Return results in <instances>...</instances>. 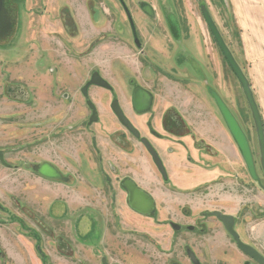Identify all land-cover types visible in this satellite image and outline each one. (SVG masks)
<instances>
[{
    "label": "rangeland",
    "instance_id": "rangeland-1",
    "mask_svg": "<svg viewBox=\"0 0 264 264\" xmlns=\"http://www.w3.org/2000/svg\"><path fill=\"white\" fill-rule=\"evenodd\" d=\"M9 4L10 16L0 12L6 22L0 23V149L24 171L0 164V264H102V256L119 264L177 260L190 264L185 245L204 264H258L238 249L217 218L208 216L215 211L234 216L236 231L246 240L244 226L264 219V173L248 103L201 6L208 8L264 111V44L253 42L264 39V0H9ZM144 5L153 9V15L143 10ZM239 13L250 25L244 34L236 23ZM92 74L100 75L109 90L92 86ZM153 83L160 91L155 111L145 119L155 127V117L163 116L178 87L191 90L214 114L217 110L226 127L206 85L216 90L249 139L260 181L250 176L237 148L213 165L217 179L182 189L181 194L168 187L111 109L112 100H118L132 116V87ZM85 85L99 115L90 128L85 125L90 111L80 93ZM206 113L201 121L215 119ZM136 157L141 158L140 167L152 168L138 170L136 177L158 194V200L184 199L174 207L158 204L156 219L139 216L126 205L121 181L131 174L126 162ZM45 160L58 164L64 182L34 177L35 166ZM101 166L115 187L116 205H109L111 194ZM84 188H96L98 201L83 195ZM55 198L65 209L60 217L55 205L50 207ZM86 204L100 213L83 207ZM83 216H89L85 231L79 226ZM167 219L204 227L208 233H174ZM33 231L41 237V251ZM7 249L16 251L14 257Z\"/></svg>",
    "mask_w": 264,
    "mask_h": 264
},
{
    "label": "flooded vegetation",
    "instance_id": "flooded-vegetation-1",
    "mask_svg": "<svg viewBox=\"0 0 264 264\" xmlns=\"http://www.w3.org/2000/svg\"><path fill=\"white\" fill-rule=\"evenodd\" d=\"M0 12L8 13L10 16V13L12 12V10H11V6L9 4V0H0ZM128 18L130 19L131 17H128ZM0 23L2 25V24H5L6 22L3 18H0ZM176 63L178 65L177 66V68H178L179 65H181L180 61L177 60ZM178 70L179 69H177V71ZM177 73L179 74V72H177ZM94 75H98V74H92L91 75L90 79H91V82L93 84L92 86H98V87L109 90V88H110L109 84L105 80H103V78L100 75H98V76L101 77V79L108 85V87L101 86V85L94 83L93 82ZM176 82L180 83L179 78L176 80ZM191 85H193V84H191ZM162 88H164V86ZM88 89H89L88 86H86V85L82 86L80 93L84 97L86 106L90 111V115L88 117V120H86V122H85L86 127L90 128L92 126V124L98 123L99 115H98V110H97L96 105L88 97ZM208 89H212V88L211 87L207 88V85H206L205 90L207 91ZM158 91H160V85L159 84L156 85L155 83H153L149 87H144L143 85H140V84L133 86L132 90H131V103H132L131 112H132V116L128 113L130 110H128L126 108L127 109L126 110L127 112H126L124 110V108H122V106L120 105L118 100H112L111 109L113 111V114L117 118L119 125L122 126V129H124L126 131V133H128L132 137L131 138L133 140L132 144L138 145L139 147H141V149L143 148L145 150L147 158L144 156V159H146L147 162L149 161L150 164H152L151 167L153 168V170L155 172H157L159 174V176H161L164 183L167 182L168 187L172 188V190H174L175 192H178L179 194H181V190L183 189V178H182L183 174L181 172V165H178V163L185 162L184 158H185V154H186V149L188 147L186 140H188V142L191 141L193 146L195 147V149L197 151H199L202 155L208 156V158H209L207 160H204V162H201L200 160H195L193 158V156L190 155V153H187V157H186L187 160L186 161H188L189 163L201 164L204 167H208L210 169L215 170L217 168L214 167L213 165L217 164L218 162H221V161L217 159L219 157V154L217 152H215L212 149V147L206 142L207 138L203 137L204 133L201 132L199 130V128H197L198 127L197 125L189 124L186 115L183 113V110L181 109V104L187 100H190V103L192 104L193 107H194L193 104L196 105V104H198L197 101H200L196 95L191 93L192 92L191 90L178 87V90L173 93V98L172 99L170 98L171 99V101L169 102L170 106L166 108V111L164 112L163 116L159 117V118L155 117V121H156V119L159 120V121L157 120V125L159 127L153 126L152 123L150 122L149 118L145 119V117L147 115H150V114L152 115L153 111H155L154 110L155 109L154 103H155L156 95H158L157 94ZM183 95H184V98H183ZM196 99H197V101H196ZM114 102H117V104H118L119 108L121 109L124 117L131 124V126L133 127L135 132L129 130L120 121L117 114L115 113V111L112 108V105L114 104ZM92 105L94 106V108L96 110V114H94V110L92 108ZM142 121H144V123ZM211 121L213 122V124H215V120H211ZM145 128L147 130V133L144 134L143 129H145ZM128 141L129 140L126 138L127 143H128ZM91 145L98 152L97 142H96V139L94 137H92V139H91ZM149 147L152 149L151 151H150ZM8 154L9 153H7L6 151L0 149V164L8 170L14 171V169H17L16 171H18V172H20V170H23V169H20L17 164H15V165L11 164V162L8 161V159H10V157L7 158ZM224 156L222 155L220 158H223ZM213 158H216L217 161H212ZM140 159H138L136 157L135 160H131V161L126 162V166H129L130 172H131V174L129 176H124L125 178L121 181L122 188L124 189V191L126 193V205L130 208V210H132L135 214H137L139 216H142L144 218H150V219L155 218L156 219V217L158 216V208H157L158 204H160V203L165 204L166 203L167 205H172V207H174L173 205L177 204L178 201H183L184 199L182 197H174V198H169V199L161 198L163 200H158V194L151 191V188L145 187V185H143V182H140L138 180V178L136 177L137 174H140V172H138V170L143 169L144 171H147V172L152 171V168L149 166H148V170L140 167L138 164V161H140ZM155 159L159 162V164H157ZM170 162H172V164ZM43 167H49V168L53 169L55 171L56 175L57 176L60 175L62 177V179L59 180L57 178H50L48 176L43 175L41 173V170ZM176 169L181 173L179 178H175L173 175V170H176ZM34 170H35L34 171V174H35L34 177L39 178L40 180L44 179L45 181H48V182H64L63 180H66V176H65L64 172L62 171V169L58 166V164L55 161H48V160L41 161L38 163L37 166H35ZM100 170L105 175L108 192L111 194L109 197V199H110L109 205H112V206L116 205V203H117L116 193L113 192V189L115 187L112 185L110 177L105 174V171H104L102 166L100 167ZM126 180L133 181L139 189L146 192L147 194H149L152 197V199L154 201V207H153V210L151 211L150 214L141 213V212L133 209L129 205V194H128L127 190L125 189V187L123 186V182ZM90 191L95 193L97 191V189L93 188L90 190V188H88V189L84 188V191L82 193H83V195H87V196L93 195L92 198L94 200L98 201L99 191L96 192L97 195H95V196ZM89 199H90V197H89ZM52 205H55L54 211L56 208H59V210H61L60 211L61 213L58 212V214L57 213L55 214L57 217H60L61 215L64 214L65 209L59 205L58 198H55L51 201L50 207ZM83 207L91 208L97 212L100 211V210H98V208L90 206L89 204H86ZM182 209H184V208H182ZM182 214L185 217V215H186L185 209H184V213H182ZM208 216L217 218L216 216H212L211 213H208ZM81 220L82 221H80L79 226H81V225L83 226L84 220H87L88 224H89V216L88 217L83 216ZM103 221H105V218H103ZM166 224L171 228V230L174 233H183V232L195 233V232H198V235H200V236H205L208 233V230L204 227L198 228L195 225H191L188 223H182L180 221H174L172 219H167ZM173 225H175L179 229L176 230ZM79 226H78V232H79ZM22 228L26 229V227H24V226H22ZM30 234L36 240L37 250L41 251V246H40L41 237L36 233V231H33ZM78 235L80 237H83V235H81V234H78ZM184 249H185L186 258L188 259L190 264H195V261L192 260V257L195 258V260L198 264H204L203 261L199 258L196 251H194L191 247L185 245ZM101 263L102 264H119V263L110 262L108 257H106V256L101 257ZM171 264H180V261L179 260L171 261Z\"/></svg>",
    "mask_w": 264,
    "mask_h": 264
},
{
    "label": "water",
    "instance_id": "water-1",
    "mask_svg": "<svg viewBox=\"0 0 264 264\" xmlns=\"http://www.w3.org/2000/svg\"><path fill=\"white\" fill-rule=\"evenodd\" d=\"M143 10L147 12L149 15H153V9L148 6L144 5ZM201 13L202 16L212 33L217 45L219 46L220 50L222 51L228 65L232 69L233 73L235 74L239 84L241 85L243 94L246 98V101L248 103L249 109L251 111V115L253 118L256 134H257V140L259 144V150H260V164L262 171L264 173V124L261 117L260 109L258 106V103L256 101V98L254 96L251 84L249 79L244 73V70L236 60L233 52L227 45V43L224 40L223 35L221 34V31L219 30L216 22L212 18L208 8L206 6H201ZM93 82L108 87V85L101 79L100 76L94 75ZM209 94L211 95L212 99L214 100L218 111L223 118L226 128L233 138L234 143L236 144L237 148L241 152L243 161L248 169V172L250 176L253 178V180L259 182V176L257 174L256 170V164L254 161V156L252 152V148L249 142V139L243 130L242 126L240 125L238 119L234 115V113L231 111L227 103L223 100V98L219 95V93L216 90L209 89ZM92 108L94 110V114H96V110L94 106L92 105ZM113 110L117 114L120 121L131 131L135 132L131 124L128 122V120L124 117L121 109L119 108L117 102H114L112 105ZM150 151L152 150L149 147ZM156 160V159H155ZM157 164L159 162L156 160ZM44 166V165H43ZM41 173L45 176H48L50 178H57L59 180L62 179V177L59 175L57 176L55 171L49 167H43L41 170ZM123 186L127 190L129 194V205L144 214H150L154 207V201L152 197L147 194L146 192L142 191L135 185V183L131 180H126L123 182ZM212 216H216L218 220L223 224L225 230L233 240L235 241L238 249L243 252L245 255H247L249 258H251L253 261H255L258 264H264V256L253 246L243 242L240 238L239 233L236 231V218L229 214H223L219 211H215L211 213ZM176 230L177 228L175 225H173ZM192 260L195 261V264H198L194 257H192Z\"/></svg>",
    "mask_w": 264,
    "mask_h": 264
},
{
    "label": "crops",
    "instance_id": "crops-1",
    "mask_svg": "<svg viewBox=\"0 0 264 264\" xmlns=\"http://www.w3.org/2000/svg\"><path fill=\"white\" fill-rule=\"evenodd\" d=\"M239 15L240 17H237L236 23H237L238 28L241 30V34H242L244 29L248 28L250 25L243 23L242 21L243 14L241 15L239 13ZM254 27L255 26H253V28ZM254 41L259 42L258 44H264L263 38L253 39V42ZM250 84H251L254 96L256 98V101L258 103L261 117H262L263 124H264V111L262 109L259 96H257L256 92L254 91V85H252V83ZM210 108L201 100L198 102V104L196 105L194 104V107L190 103V100H187L181 104V109L183 110V113L186 115L189 124L197 125L198 126L197 128H199V130L204 133V136H203L204 138L206 137L205 133H207L208 137H206L207 138L206 142L212 147V149L215 152L219 154V157L217 158L219 160L221 155H223L224 153H226V155L229 153H234V151L237 150V147L235 146L233 138L229 134L226 127L222 123H220L217 117V110H215L216 113L214 114V112H212ZM207 111H209V113L212 114L213 116L212 119L215 118L214 120L215 122L217 121L218 125L216 123L213 124L210 120H209L210 123L208 121L204 122L200 120L201 116H203V113L205 114ZM186 141H187L188 147L186 149V154L184 158L185 162L178 163V165H181V172L183 174V177H182L183 178V189L187 187H192V188L202 187L205 183L211 182L212 180L217 179L218 169L214 170L208 167H204L201 164H191L188 161H186L187 153H190V155H192L195 160H200L201 162H204V160L209 159L208 156L202 155L199 151H197L191 141L189 142L188 140ZM217 159L213 158L212 161H217ZM170 163L172 164V162ZM173 175L175 178H179L181 173L176 169V170H173ZM55 211H56L55 214L56 213L58 214V211H61V210H59V208H56ZM83 226H84L83 230H86L84 223H83ZM83 226L81 225L80 228H83ZM244 227L245 229H243L242 231L244 232L246 236V240H244L243 242L253 246L264 256V219H259L251 223L250 225H245ZM1 239L3 241L4 239L6 240V238H4L3 236H1ZM6 251L12 257H14L16 253V251H14L13 249L11 250L7 249ZM38 260L39 262H41L40 259Z\"/></svg>",
    "mask_w": 264,
    "mask_h": 264
}]
</instances>
